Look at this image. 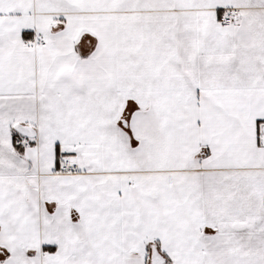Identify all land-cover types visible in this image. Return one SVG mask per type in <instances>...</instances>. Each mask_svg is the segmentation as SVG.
<instances>
[{"label":"crops","instance_id":"0c3cea01","mask_svg":"<svg viewBox=\"0 0 264 264\" xmlns=\"http://www.w3.org/2000/svg\"><path fill=\"white\" fill-rule=\"evenodd\" d=\"M157 243L264 264V0H0V264Z\"/></svg>","mask_w":264,"mask_h":264},{"label":"built area","instance_id":"2783aa9c","mask_svg":"<svg viewBox=\"0 0 264 264\" xmlns=\"http://www.w3.org/2000/svg\"><path fill=\"white\" fill-rule=\"evenodd\" d=\"M234 15L232 11L226 10L221 16L220 21L225 25H231L233 22ZM36 48L46 46V39L42 32H36L34 36ZM31 143V138L28 136H21L18 140V144L23 146H29ZM81 173L80 164L78 161L73 160L72 158H66L59 169V174L63 175H78ZM169 182H173V176L169 175Z\"/></svg>","mask_w":264,"mask_h":264},{"label":"water","instance_id":"95a60500","mask_svg":"<svg viewBox=\"0 0 264 264\" xmlns=\"http://www.w3.org/2000/svg\"><path fill=\"white\" fill-rule=\"evenodd\" d=\"M16 130L21 132L22 135L33 138L37 136V129L34 126H27L21 123L15 125ZM167 258L159 250L157 246H153L151 250L150 264H165Z\"/></svg>","mask_w":264,"mask_h":264},{"label":"rangeland","instance_id":"374dc122","mask_svg":"<svg viewBox=\"0 0 264 264\" xmlns=\"http://www.w3.org/2000/svg\"><path fill=\"white\" fill-rule=\"evenodd\" d=\"M216 23L219 27H221L222 23L219 20H217ZM168 255H167V260H166L165 264H205L204 260H199L196 258H182L181 260H177V262H176V258L174 256V254H168ZM147 258H148L147 255L141 256L142 264H144L146 262ZM123 264H141V261L140 260H138V261L127 260V261H123Z\"/></svg>","mask_w":264,"mask_h":264},{"label":"flooded vegetation","instance_id":"af4514ba","mask_svg":"<svg viewBox=\"0 0 264 264\" xmlns=\"http://www.w3.org/2000/svg\"><path fill=\"white\" fill-rule=\"evenodd\" d=\"M46 39V38H45ZM46 43L48 44V42H47V40H46ZM46 44V45H47ZM158 245V243L157 244H154V245H151V250H152V247L153 246H157ZM159 246V245H158ZM159 248V247H158ZM150 254H151V251H150ZM164 255V254H163ZM150 257H151V255H150ZM150 257H149V259H148V261H147V264H150ZM165 257L167 258V256L165 255Z\"/></svg>","mask_w":264,"mask_h":264},{"label":"trees","instance_id":"16d2710c","mask_svg":"<svg viewBox=\"0 0 264 264\" xmlns=\"http://www.w3.org/2000/svg\"><path fill=\"white\" fill-rule=\"evenodd\" d=\"M27 35H28V33H24V37L25 38H27ZM151 239L149 238V241H150ZM145 241L148 243V238L147 239H145Z\"/></svg>","mask_w":264,"mask_h":264}]
</instances>
